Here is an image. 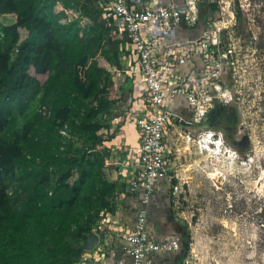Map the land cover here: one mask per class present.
<instances>
[{"label": "trees", "instance_id": "obj_1", "mask_svg": "<svg viewBox=\"0 0 264 264\" xmlns=\"http://www.w3.org/2000/svg\"><path fill=\"white\" fill-rule=\"evenodd\" d=\"M99 1L0 0V264H79L77 246L124 200L126 186L104 177V142L123 133L112 115L125 90L108 67L119 68L126 37L111 30ZM219 10L217 0L199 4L184 40L203 34ZM65 121L72 139L61 150ZM178 228L186 258L191 234Z\"/></svg>", "mask_w": 264, "mask_h": 264}, {"label": "rangeland", "instance_id": "obj_2", "mask_svg": "<svg viewBox=\"0 0 264 264\" xmlns=\"http://www.w3.org/2000/svg\"><path fill=\"white\" fill-rule=\"evenodd\" d=\"M205 1L196 0L197 9ZM217 1L220 10L210 23L223 28L233 64L221 82L216 114L197 124L182 117L169 130L170 168L176 180L170 194L175 214L192 238L185 264H264V0ZM68 15L75 17L74 12ZM21 32L22 37L27 34ZM120 48L125 59V47ZM37 104L39 100L35 110ZM223 114L237 119L227 131ZM213 130L225 138L221 147L206 138ZM106 152L104 177L117 180L119 188L126 186L125 200L137 164H119L116 155ZM132 208L125 202L119 209L130 220L125 224L134 219Z\"/></svg>", "mask_w": 264, "mask_h": 264}, {"label": "built area", "instance_id": "obj_3", "mask_svg": "<svg viewBox=\"0 0 264 264\" xmlns=\"http://www.w3.org/2000/svg\"><path fill=\"white\" fill-rule=\"evenodd\" d=\"M105 10L128 34L137 62L134 72L140 74L144 87L142 107L130 114L138 127L140 143L133 152L132 166H137L128 188L139 194L141 202L135 220L121 234L130 261L117 259L115 264H151L150 254L180 248V236L156 240L147 227V206L153 193L162 181L170 183L173 179L169 130L181 118L175 108L176 99L181 96L186 100L193 124L206 120L219 102V88L233 64V50L225 45L223 28L215 22H209L208 29L197 38L168 42L182 20L194 24L199 18L196 0H187L184 7L161 2L137 6L131 0H107ZM148 31L161 36V40L156 42ZM38 111L50 117L47 104L40 105ZM59 133L64 142L61 150H65V143L72 139L71 124L62 122ZM211 136L209 131L206 138Z\"/></svg>", "mask_w": 264, "mask_h": 264}, {"label": "crops", "instance_id": "obj_4", "mask_svg": "<svg viewBox=\"0 0 264 264\" xmlns=\"http://www.w3.org/2000/svg\"><path fill=\"white\" fill-rule=\"evenodd\" d=\"M131 1L137 6H141L149 2H161L164 4L171 3L178 7H184L185 4V0ZM99 4L105 10V0H100ZM106 18L108 26L111 28V30H113V32H118V36L126 37V41L119 45V68H116L117 66L110 64L108 70L111 72L112 76H115V74H117V76L121 78L123 86L127 79V81H129L127 83V86L130 88L126 89L124 87L125 97L121 102L118 103L117 109L112 115L113 123L119 124L121 129L123 130V133L117 135L110 141H105L104 147L108 152L112 153V155H116V157L120 159L117 163L123 165L122 162L124 160H127V163H131L132 165L134 159L133 152L135 150V147L140 143V134L138 131V127L136 126L130 114L134 113L136 110L142 107L144 87L142 86L140 74L134 72V69L137 66V62L133 57V48L128 34L120 29V27L118 26V22L114 21L113 23L112 19L107 16V13ZM179 25L180 29L177 30L176 27L173 35L171 36V41H168L169 43L175 42L177 39H179V41H184V38L192 37L193 33L189 30V27L193 26V24H188L185 20H182ZM151 28L156 29L155 26H152ZM149 34L152 39L156 40V42L158 40H161V36L152 35V33L150 32ZM123 46L125 47L124 49L127 53H123L125 59H122L121 56L122 48L120 47ZM123 73L124 75H122ZM176 101H178V106L175 107L178 115L181 118L183 117L184 120L189 119L190 113L186 100L183 97L179 96L177 97ZM124 105L128 107L124 109ZM178 108H181V111ZM182 111L185 112V114L183 115H187L188 117L183 116L181 114ZM132 177L133 170H131L130 180L132 179ZM168 186L169 185L167 182L162 181L158 185V188H156L147 206L149 229L156 240H162L165 237L167 238L168 235L179 230L178 224H182L175 214L174 202ZM126 196L127 197L125 198V201L121 200L116 203L115 211L102 212L103 218L100 219L98 225L93 230V232L99 234V241L92 250H86L88 252L85 253L86 255L83 254L84 256H82L80 264H115V260L117 261V259H125L126 261H130V256L125 248V243L121 240L122 232L125 229H128L127 225L130 224H125L124 222L125 219L128 218L127 213L123 212L122 210L119 211V209H122L124 207L125 202L127 204L129 203L133 207L132 212L134 214V219L132 220L131 218V221L133 222L136 218L141 198L139 194L131 192H129V194H127ZM122 201H124L123 204H120V202ZM127 220L130 223V220ZM149 257L151 260V264H184L185 262V258L182 257V253L179 250L167 252L164 254L152 253L149 255Z\"/></svg>", "mask_w": 264, "mask_h": 264}, {"label": "water", "instance_id": "obj_5", "mask_svg": "<svg viewBox=\"0 0 264 264\" xmlns=\"http://www.w3.org/2000/svg\"><path fill=\"white\" fill-rule=\"evenodd\" d=\"M99 241V234L91 232L88 234V239L84 244L78 245L81 250H92Z\"/></svg>", "mask_w": 264, "mask_h": 264}, {"label": "flooded vegetation", "instance_id": "obj_6", "mask_svg": "<svg viewBox=\"0 0 264 264\" xmlns=\"http://www.w3.org/2000/svg\"><path fill=\"white\" fill-rule=\"evenodd\" d=\"M219 105H221V103H220V102H216V103L214 104L213 108L209 111L208 114L213 113V115H215L216 112H217V110L220 109V108L218 107ZM219 118H220V117H219ZM219 118H218V119H219ZM221 119H222V122L225 124L224 126H225L226 131H227L228 128H233L234 125H233L232 117H230V116H227V117H226V114H223V117H222ZM209 124L212 125V124H211V121H210ZM227 133H228V132H227Z\"/></svg>", "mask_w": 264, "mask_h": 264}, {"label": "clouds", "instance_id": "obj_7", "mask_svg": "<svg viewBox=\"0 0 264 264\" xmlns=\"http://www.w3.org/2000/svg\"><path fill=\"white\" fill-rule=\"evenodd\" d=\"M211 138L213 139L214 143H218L220 147L223 144L224 139H225L223 134H221L219 131H215V130L212 131ZM218 144H216V145L218 146Z\"/></svg>", "mask_w": 264, "mask_h": 264}, {"label": "bare ground", "instance_id": "obj_8", "mask_svg": "<svg viewBox=\"0 0 264 264\" xmlns=\"http://www.w3.org/2000/svg\"><path fill=\"white\" fill-rule=\"evenodd\" d=\"M209 141H211L209 138H207ZM220 151V149H218Z\"/></svg>", "mask_w": 264, "mask_h": 264}]
</instances>
